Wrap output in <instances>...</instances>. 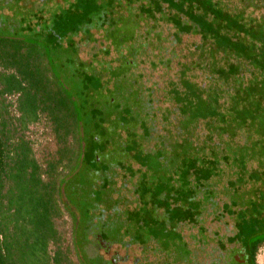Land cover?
<instances>
[{
	"label": "rangeland",
	"instance_id": "374dc122",
	"mask_svg": "<svg viewBox=\"0 0 264 264\" xmlns=\"http://www.w3.org/2000/svg\"><path fill=\"white\" fill-rule=\"evenodd\" d=\"M0 18V45L28 31L76 50L73 62L72 50L66 61L52 53L69 85L78 78L79 116L95 117L81 213L58 193L49 249L66 253L62 264H250L264 238V0H0ZM93 72L105 76L87 92ZM18 97H2L8 130L44 171L57 133L44 113L22 128ZM69 163L57 167L60 187L77 170Z\"/></svg>",
	"mask_w": 264,
	"mask_h": 264
},
{
	"label": "trees",
	"instance_id": "16d2710c",
	"mask_svg": "<svg viewBox=\"0 0 264 264\" xmlns=\"http://www.w3.org/2000/svg\"><path fill=\"white\" fill-rule=\"evenodd\" d=\"M23 33L29 39L7 38L0 45L2 69L13 70V73L7 74L0 72V110L4 121L0 124V264H62L66 253L58 248L53 252L49 249L50 244L58 243L59 239L53 224L54 218L60 216L58 193L62 189L60 195L62 193L76 214L81 213L80 188L89 177L85 172L86 153L88 149L92 155L96 150L95 117L86 113L79 116L74 105L75 99L71 95L78 85V78L70 74L77 83L69 85L63 62L52 53L56 49L57 54L65 55L63 61H66L67 54L63 51L66 48L67 52L72 50V57L68 58L73 62L76 50L53 47V39L47 35L33 40L28 31ZM93 73L94 76L84 73L88 78L87 92L97 89L105 76ZM13 93H19V121L22 128L44 113L57 133L58 157L49 162L44 171L33 157L30 144L23 137L12 141L2 97ZM120 94L124 97L130 95L126 90ZM85 102L88 104L91 101ZM71 136L76 141L75 146H78V139L82 140L80 151L74 145H68ZM66 159L70 162V168L74 165L72 162L77 161V170L60 187L57 184V167ZM44 175L50 177V180L45 181ZM263 244L264 238L251 243L250 264H257L256 253Z\"/></svg>",
	"mask_w": 264,
	"mask_h": 264
},
{
	"label": "flooded vegetation",
	"instance_id": "af4514ba",
	"mask_svg": "<svg viewBox=\"0 0 264 264\" xmlns=\"http://www.w3.org/2000/svg\"><path fill=\"white\" fill-rule=\"evenodd\" d=\"M1 18H2V17H1ZM1 18H0V19H1ZM14 24H15L14 21H10V24L8 25L9 28H12V27L14 26ZM84 234L87 235L86 232H82V235H83V236H84ZM95 237H96V242H97V244L99 245V249H102V250H103V253H104L105 255H108V253L110 252L112 246H111V247H108L106 243H104V242H100L97 233H96ZM85 242H86V239H85V238H84V239H81V238H80V245H81V246H82V245H85V244H84ZM83 248H84V247H83ZM81 251H82V252H81V255L85 256V254H84V250L81 249ZM105 251H106V252H105ZM124 258L127 260L126 257H124ZM101 259H102V261H104L103 258H101ZM113 261H114V260L112 259V260L110 261L109 264H114Z\"/></svg>",
	"mask_w": 264,
	"mask_h": 264
}]
</instances>
